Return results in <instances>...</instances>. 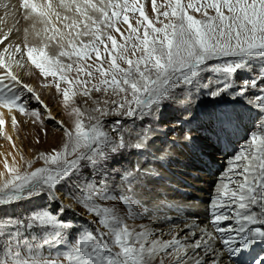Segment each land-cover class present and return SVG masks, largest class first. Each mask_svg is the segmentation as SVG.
<instances>
[{
  "label": "snow or ice",
  "instance_id": "1",
  "mask_svg": "<svg viewBox=\"0 0 264 264\" xmlns=\"http://www.w3.org/2000/svg\"><path fill=\"white\" fill-rule=\"evenodd\" d=\"M151 12L154 18L142 0H0V130L5 117L14 128L17 115L34 124L56 119L24 82L29 62L45 77H58L56 91L72 121H57L66 140L62 148L41 153L43 167L22 171L32 169L23 156V165L5 160L0 207L41 193L49 204L24 217H0V264H235L236 254L264 243V121L228 159L207 204L208 225L193 220L164 239V233L127 223L155 213L170 221L169 211L184 208L149 187L161 175L157 168L106 167L112 156L154 142L155 130L137 131L135 118H155L168 105L188 111L200 92L235 97L254 89L259 91L248 103L264 115V0H151ZM255 59L262 64L257 75L237 81ZM94 93L105 99L93 100ZM76 96L92 100L91 111L77 106ZM113 116L132 118L133 127L125 119L106 127L104 118ZM233 127L232 120L222 121L217 135ZM173 129L178 138L169 145L193 144L191 129L181 130L179 122ZM156 153L161 167L171 156L168 145ZM85 167L95 175L78 181L70 198L92 219L61 254L73 230L64 213L74 209L60 199L58 186ZM110 199L122 203L124 215L105 205ZM44 246H58L56 257L37 256ZM254 264H264V258Z\"/></svg>",
  "mask_w": 264,
  "mask_h": 264
},
{
  "label": "rangeland",
  "instance_id": "2",
  "mask_svg": "<svg viewBox=\"0 0 264 264\" xmlns=\"http://www.w3.org/2000/svg\"><path fill=\"white\" fill-rule=\"evenodd\" d=\"M145 3V11L151 17L154 18L153 13L151 12V0H142ZM164 0H157V3H162ZM159 26V25H158ZM262 64L259 59L253 60L251 67L246 70H240L236 75V80H248L251 79L253 76L257 75V72L261 69ZM254 68L256 71H252L251 69ZM71 78L76 77V73L73 71L69 74ZM22 77L25 83H28L32 86L35 91L40 95L41 99L49 106L51 109L52 115L56 117L55 120H48L47 117L43 119L42 123H32L31 120L23 115H17V119L19 124L17 127L12 128L11 140L8 139V134L6 129L3 128L0 130V171H3V164L5 160L12 163L13 158L20 162L23 165L24 160L30 161L32 164V169H27L26 166L22 167V171L26 170H34L37 167H43L44 161L41 159V153H50L53 149L62 148L63 142L66 140V137L63 135L62 130L60 129L57 121H64L66 125H71L72 121L69 117L68 112L63 106V100L61 93L56 91L55 83L58 80L57 78H53L51 76L45 77L39 69H36L34 65L30 62L28 64V68L22 73ZM61 88L68 87L69 85L60 82ZM259 91V89H254L252 91ZM249 94V93H247ZM27 96L28 94L25 93ZM248 97V96H247ZM209 98V95L205 94L204 92H200L198 96L195 97L193 100L192 106L196 104H200L203 100ZM76 100L77 106L81 107L82 109H86L91 111L94 104L92 100H87V98L83 96H76L74 98ZM100 99L101 101L105 99L101 94L94 93L93 100ZM87 100V102H85ZM231 102V101H230ZM228 102V103H230ZM232 104V103H231ZM33 107H38L39 105L33 102ZM191 106V107H192ZM199 106V105H198ZM198 108V107H197ZM213 109V107H211ZM191 109L186 111L184 109H178L175 105H168L163 110L162 113L159 114L157 117H146L145 119L135 118L134 124L137 131H140L142 127H151L154 130H161L166 133L164 139L167 142L178 138L177 135L174 133V127L176 123L179 122L181 125V130L187 131L191 129L190 134H197V136L193 137L194 143L198 144V148L193 146V151L198 153V158L202 164H208L212 167L213 171L211 175L213 176H220L218 173H222L225 169L219 167L221 163V157H215L221 155H228L222 156V158H229L235 154V152L239 149L242 140L247 136V131H252L256 125V117L252 116L250 120L246 122V130H244L243 134L235 139H233L232 143L227 141L229 146L219 145V149L210 148L205 149L208 153H214V156H211L213 161L216 163H211L209 156L206 153H201V146L206 144H211L210 146H217V142L214 141L213 137H215L216 133L212 132V130H202L201 124L209 123L210 121H206L203 118H200L199 123L191 124L189 121H186L185 118L190 114ZM201 112V111H200ZM217 114V113H216ZM105 124L106 127L108 126V122L114 119H125L126 120V127L132 128L133 127V119L132 118H119V117H106ZM214 121L216 117L213 118ZM217 123V121H215ZM214 127V124H212ZM215 128V127H214ZM170 138H174L170 140ZM164 139L160 138H153L156 143H161ZM39 141V142H38ZM150 154L153 152L150 150L149 153L145 155L146 158L150 159ZM21 156H23L24 160H21ZM142 153L139 150L134 148H128L121 153H118L112 156L106 164V167L109 169H116L117 171H121L124 168H133L138 164L139 158H141ZM144 159V157H142ZM173 163V162H172ZM168 165V164H167ZM140 166V165H139ZM182 166L181 163H173L165 167L166 171L171 174L173 180L170 178H165L164 176H160V180L164 183H167L172 191L179 194V190H195V182L194 175L190 172L198 171L197 167L192 165H186V167H192L189 171L188 175L184 174V171L180 169ZM172 167L173 169H170ZM156 168V167H154ZM202 174L206 173L201 171ZM90 173L92 170L88 167H85L81 170V172L77 173L75 177H72L65 181L62 185L58 186L60 192L58 193L60 199L62 200L64 197L69 199V203H64L65 205H72L74 212L71 210H66L64 213V219L70 221L72 224L73 230L70 231L68 234L65 235L64 240L66 243V247H60L59 251L61 254L66 253L67 247L71 246V240L76 236L79 230L89 229V221L92 219L91 216L85 215L84 212L81 210L79 206L73 203L70 198L71 191L74 190V186L78 181L83 182L85 179L90 178ZM95 175V173H92ZM188 180V181H187ZM79 195V193H77ZM190 197V196H189ZM196 199L194 197L189 198ZM106 206L112 207L115 206L117 210L120 212L121 215H124L126 209L119 202L117 199H110L104 202ZM49 204V199L46 193H41L40 195H35L29 199H23L16 204L10 206H3L0 207V217L10 216V217H24L27 216L29 213L33 212L38 208H43ZM58 204H53V208L58 207ZM148 217L145 218H138L136 220H128L127 223L137 228L139 230V226L143 225L142 223ZM150 220V219H149ZM170 230V229H169ZM173 231V230H172ZM160 233H165V231H161ZM174 233V231H173ZM157 235L159 233H156ZM31 235L35 236V233H31ZM163 238H170L169 235L165 234ZM57 247L58 246H44L42 249L37 251V256L43 258L49 257H56L57 255ZM242 264V263H240ZM249 264V263H246Z\"/></svg>",
  "mask_w": 264,
  "mask_h": 264
},
{
  "label": "bare ground",
  "instance_id": "3",
  "mask_svg": "<svg viewBox=\"0 0 264 264\" xmlns=\"http://www.w3.org/2000/svg\"><path fill=\"white\" fill-rule=\"evenodd\" d=\"M13 4H17L18 0H12ZM25 22H21L20 27H24ZM15 37H13V40L15 41ZM51 54V53H50ZM74 78V77H73ZM258 91H252L249 94H245L242 96H235L231 94H224L219 97H211L209 96L208 99L203 100L200 104H196L191 107V112L188 114V116L185 118L186 121H189L191 124H197V126L200 125L199 120L200 118H203L206 121H210L209 123H203L201 124V129L206 130H212V132L216 133L215 137H213L214 141L217 142V146H210L211 144L204 143L201 146V153H206L207 156H209L211 163H216L213 161L211 156H214V153H208L205 151V149L210 148H216L219 149V145L223 146H229L227 141L232 143L233 139L241 136L246 130V122L252 118V116L256 117V125L255 128L252 130H256L258 125L264 121V115L262 113L255 109L252 105L248 103L249 96L256 94ZM248 96V97H247ZM231 101V102H230ZM230 102V103H228ZM232 103V104H231ZM199 105V106H198ZM198 107V108H197ZM213 107V109L211 108ZM201 111V112H200ZM217 113V114H216ZM214 117H216L214 121ZM6 123L3 128L6 129V132L8 134V137L12 134V125L10 120L5 117ZM225 120H232L234 122V127L227 135L218 136L217 130L221 126V122ZM214 124V127L212 126ZM250 130L247 131V136L242 140V145L248 138L250 133L252 132ZM153 138H160L164 139L166 133L161 130H155L153 132ZM192 137H196L197 134H190ZM174 138H170L172 140ZM175 138L174 140H176ZM227 140V141H226ZM168 145L170 147L171 156L163 162V166L161 167L160 162L155 160L156 150L159 148H162L163 146ZM193 146L198 148V144L194 143L191 146H184L183 143L171 146L167 142L166 139L162 141L161 143H156L155 141L150 144V147L146 150H139V152L142 153L141 158L138 160V164L141 167H156L161 175L165 178H171L173 180V177L170 173H168L165 169V167H168V165H171L173 163H181L182 166L180 167L181 170L184 171V174L187 176L189 171L192 167L186 165H192L194 167H197L198 171L190 172L194 175V179L197 181L195 182L196 189L195 190H179V194L177 195L174 193L171 189V187L160 180V177L154 178L152 181L149 182V187H156L157 189L163 191L166 193L167 199L170 203L176 205H184V208L177 212L175 210L169 211L167 215L171 217L172 219L170 221H165L164 216L160 213H155L152 216L148 217L144 222L142 223L144 226H146L148 229L154 231L155 233H159L161 231H165L164 234H167L169 232V229L173 230L175 234L176 231H183L184 225L186 223H191L193 220H196L201 227H204L208 225L207 217V204L209 202L210 196L215 194V184L218 182L219 176H213L211 175L213 169L208 164H205L204 166L200 162V159L198 158V153L193 151ZM152 151L153 154H150V159L146 158L145 155L149 153V151ZM222 156H228V155H221L215 156V157H221V160H219L220 165L219 167L225 169L227 165V161L230 158H222ZM144 157V159L142 158ZM173 162V163H172ZM168 164V165H167ZM170 169H173L170 167ZM205 172L202 174V172ZM221 175V173H218ZM188 181V180H187ZM154 184V185H153ZM190 196V197H189ZM196 198L191 199L189 198ZM62 201L65 203H69V199L63 198ZM145 218V217H144ZM150 219V220H149ZM211 230V229H210ZM158 234V235H159ZM163 238V237H162ZM171 238V237H170ZM165 238V239H170ZM261 242H256L254 245L249 247L246 250H243L241 253L236 254L233 257V260L235 264H254L255 261L260 260L261 258H264V247L260 246ZM250 251V253H249ZM225 264H229V262L226 260Z\"/></svg>",
  "mask_w": 264,
  "mask_h": 264
}]
</instances>
